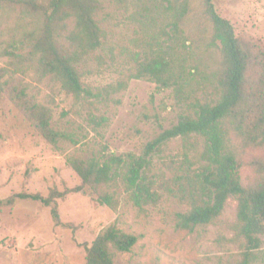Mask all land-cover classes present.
Here are the masks:
<instances>
[{"label": "rangeland", "instance_id": "374dc122", "mask_svg": "<svg viewBox=\"0 0 264 264\" xmlns=\"http://www.w3.org/2000/svg\"><path fill=\"white\" fill-rule=\"evenodd\" d=\"M236 34L264 48V0H214ZM96 19L103 45L77 63L82 80L96 95L76 97L56 79L40 77L27 62L14 66L3 49L26 27L16 13L0 12V68L8 66L34 99L52 110V126L66 137L53 144L24 120L14 104L0 93V264H87L86 245L111 224L139 236L131 251H116V264H236L243 258L245 240L238 232V200L230 197L222 214L193 231L177 226V213L190 205L163 189L156 204L143 207L129 198L122 182L109 185L120 204H101L69 164L72 155L87 159L143 153L146 144L198 102L215 103L221 95L218 72L222 54L213 43V24L204 0H102ZM26 24V23H24ZM61 40L67 44L66 37ZM19 53L25 51L15 49ZM165 53L180 71L181 87H158L149 78H128L145 57ZM17 59H14L17 62ZM11 72L6 76H11ZM127 87L117 89L119 81ZM204 138L170 140L152 159L149 174L169 179L172 160L187 150L196 164ZM227 147L241 163L245 186L261 176L258 161L264 147H246L231 132ZM65 191L57 199L63 222L57 225L51 207L39 200L11 198L20 193ZM250 264H264V235Z\"/></svg>", "mask_w": 264, "mask_h": 264}, {"label": "trees", "instance_id": "16d2710c", "mask_svg": "<svg viewBox=\"0 0 264 264\" xmlns=\"http://www.w3.org/2000/svg\"><path fill=\"white\" fill-rule=\"evenodd\" d=\"M205 12L213 24V43L220 46L221 67L218 86L221 95L215 103L198 102L193 113H183L172 127L165 128L150 140L142 154L110 153L104 157L84 159L72 155L68 162L82 179L78 190L87 188L101 204L117 209L120 204L116 191L109 185L122 182L129 198L140 208L156 204L163 189L179 201L190 205L186 212L177 213V226L193 231L220 216L230 197L238 200V232L245 240L243 258L236 264H250L253 250L260 247L264 235V161H258L261 176L245 186L237 155L228 149L231 132L241 138L246 147H264V48L236 34L233 23L217 10L214 0H204ZM102 0H0V12L16 13L26 30L12 37L2 54L17 66L27 62L40 77L50 76L62 84L66 92L81 97L96 95L85 86L77 63L103 45V29L96 19ZM26 23V24H24ZM66 37L67 44L61 38ZM15 49L25 51L19 53ZM19 59L17 62L14 59ZM10 67L0 68V93L22 113L24 120L49 142L56 144L66 135L52 126V110L37 102L14 77ZM11 76L6 78L9 73ZM128 78H149L158 87H181L183 76L165 53L145 55ZM121 80L117 89L127 87ZM202 137L205 141L199 154L200 166L189 150L177 163L175 175L160 179L149 174L152 159L166 143L181 137ZM65 191L53 190L48 196L20 192L11 198L33 199L51 207L57 225L63 224L57 199ZM139 236L111 224L100 232L91 245H86L87 264H116V251H131Z\"/></svg>", "mask_w": 264, "mask_h": 264}]
</instances>
